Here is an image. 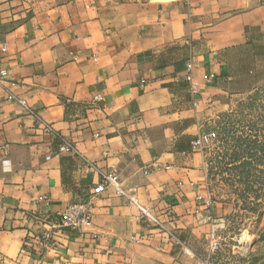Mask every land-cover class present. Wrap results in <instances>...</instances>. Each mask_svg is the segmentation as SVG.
<instances>
[{"label":"crops","instance_id":"1","mask_svg":"<svg viewBox=\"0 0 264 264\" xmlns=\"http://www.w3.org/2000/svg\"><path fill=\"white\" fill-rule=\"evenodd\" d=\"M260 45L263 0H0V264H199L223 212L192 144L197 110ZM64 140L78 151L59 153ZM108 172L126 193H94ZM134 194L175 216L194 255L140 216ZM74 201L93 203V223L44 247L33 215L59 220Z\"/></svg>","mask_w":264,"mask_h":264},{"label":"rangeland","instance_id":"2","mask_svg":"<svg viewBox=\"0 0 264 264\" xmlns=\"http://www.w3.org/2000/svg\"><path fill=\"white\" fill-rule=\"evenodd\" d=\"M264 1V0H263ZM242 50L226 93L196 116L210 194L222 205L225 229L218 264H264V46ZM259 54V56H257ZM260 73L244 72V67Z\"/></svg>","mask_w":264,"mask_h":264},{"label":"built area","instance_id":"3","mask_svg":"<svg viewBox=\"0 0 264 264\" xmlns=\"http://www.w3.org/2000/svg\"><path fill=\"white\" fill-rule=\"evenodd\" d=\"M2 50H6V46L2 47ZM188 73L186 75L187 80H189L193 85V71H194V63L193 61H189L187 63ZM213 76V74L211 75ZM9 78V70L5 67L0 66V84H4ZM9 99H17L21 105H23L27 110H30L27 99L18 97L14 93H9ZM99 98V96H96ZM47 130H52L51 127L48 125L46 126ZM209 141L208 136H199L196 137L192 144L193 147L196 149H202L206 142ZM77 147L76 145L69 140H64L60 146L59 153L63 152H76ZM49 157V156H48ZM161 165H157V168H160ZM170 166H166L169 168ZM113 186L117 193L124 194L126 193L121 181L118 179L114 172L103 173V180L100 182L95 188L94 193H100L104 191L107 187ZM38 200H49V196L47 194L39 195ZM130 200L137 205L140 210V216L143 219H147L157 225L162 231L168 233L174 238L176 244L180 245L183 249L184 253L189 255H194V251L190 248L187 242L183 239L176 236L170 226V221L175 219L173 214L170 215V220L165 221L163 220L158 213L154 211L152 207L148 205H144L137 194L130 195ZM207 203L210 204L211 200L207 199ZM94 205L91 201H74L71 202L65 209L63 213L60 214L59 220H53L52 218H43L39 215H33L36 219H41L46 225V227L38 234H34V238L40 240L44 247H50L55 244L53 240L54 235L57 231H63L64 229H78L82 226L91 225L93 223L94 217ZM225 222L221 221L219 224L218 222L213 223V226L209 233V248L207 254L200 258L199 264H218L220 258V252L223 246V237L222 233L225 229Z\"/></svg>","mask_w":264,"mask_h":264}]
</instances>
